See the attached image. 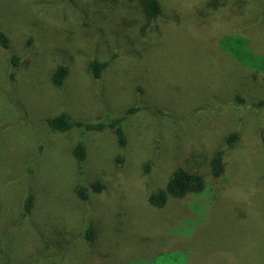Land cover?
<instances>
[{
    "label": "rangeland",
    "instance_id": "obj_1",
    "mask_svg": "<svg viewBox=\"0 0 264 264\" xmlns=\"http://www.w3.org/2000/svg\"><path fill=\"white\" fill-rule=\"evenodd\" d=\"M160 2L153 19L143 0H0V264H264V0ZM129 107L125 147L110 127L48 122ZM185 163L205 189L151 205Z\"/></svg>",
    "mask_w": 264,
    "mask_h": 264
},
{
    "label": "trees",
    "instance_id": "obj_2",
    "mask_svg": "<svg viewBox=\"0 0 264 264\" xmlns=\"http://www.w3.org/2000/svg\"><path fill=\"white\" fill-rule=\"evenodd\" d=\"M217 5H221L218 3ZM207 6L215 8V4H211L208 1ZM143 8L145 14L149 18H157L162 11V6L160 0H143ZM0 46L4 49H8L11 46L9 37L0 30ZM20 57L17 55L11 56V63L13 67H17ZM109 61H100L94 59L90 63V68L92 74L95 78H100L103 72L107 69ZM68 74V68L65 65L58 66L52 76L53 83L57 87H61L64 84V80ZM263 104V103H261ZM139 108L138 107H129L123 116L112 117L108 122H101L98 124L87 123L80 120H74L71 116L63 112L51 119H49V126L51 130L55 131H67L74 127L84 128L85 130L89 129H104L106 127L113 128L117 137L118 142L121 147H125L127 144V139L123 127V122L126 119L127 115L135 113ZM239 138V133L237 131L232 132L227 137V144L233 145V143ZM76 157L82 162L86 156V150L83 142H80L74 149ZM185 164H180L175 169H173L172 174L165 186V188L158 191H152L148 196V201L151 205L155 207H163L167 203L169 197L181 198L186 196L189 193H199L205 189L206 186V177L203 172L199 170H193ZM210 168L211 173L214 177L221 178L225 174L226 164H225V154L224 149H217L212 158L210 159ZM149 168V167H148ZM147 168V169H148ZM93 189L99 191L101 189L100 184H93ZM87 188L86 186H79L77 188V194L81 199L87 198ZM33 205V195L30 194L26 197L24 201V216L28 215L31 211ZM88 238L93 235V229L90 226L87 231ZM90 239V238H89Z\"/></svg>",
    "mask_w": 264,
    "mask_h": 264
}]
</instances>
